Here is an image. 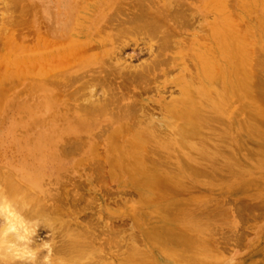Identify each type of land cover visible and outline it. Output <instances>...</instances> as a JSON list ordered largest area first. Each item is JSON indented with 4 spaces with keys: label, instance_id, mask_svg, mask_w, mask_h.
<instances>
[{
    "label": "bare ground",
    "instance_id": "6f19581e",
    "mask_svg": "<svg viewBox=\"0 0 264 264\" xmlns=\"http://www.w3.org/2000/svg\"><path fill=\"white\" fill-rule=\"evenodd\" d=\"M11 1L0 264H232L210 205L238 166L264 207V0Z\"/></svg>",
    "mask_w": 264,
    "mask_h": 264
},
{
    "label": "rangeland",
    "instance_id": "374dc122",
    "mask_svg": "<svg viewBox=\"0 0 264 264\" xmlns=\"http://www.w3.org/2000/svg\"><path fill=\"white\" fill-rule=\"evenodd\" d=\"M6 5L12 6L14 3L11 0H0V13L5 10ZM13 8L10 7V9ZM194 17L195 19L191 23L194 26L196 25L193 29L195 32L199 29V16L194 14ZM36 20L37 15H32V27L34 28L38 24H36ZM189 30L192 29L190 28ZM130 48L131 46L126 49L128 53ZM137 62H140V60L134 61V63ZM80 72L84 73L85 70ZM175 74L176 70L170 73L169 76L173 77ZM87 78L71 86L70 91L73 92L74 88L82 86ZM166 78H158L159 82L157 84L169 89L170 85L165 83ZM149 87L153 88L155 84H150ZM80 93L84 94L88 93V91L85 90ZM153 93H149L148 97H153ZM235 168L237 174L230 175L227 171H224L221 181L215 182L214 192L217 198L213 199L210 205L213 210L211 233L216 240L219 251H221L220 253L224 255L225 259H229L232 264H264V207L263 205H258L259 202L257 200L245 199L237 194L240 185L244 181H253L257 174H248L251 176L244 178L241 169L238 166H235ZM260 170L264 172V166L260 167ZM72 177L76 176L72 175ZM263 180H261L260 184H264ZM69 189H73V186H69ZM245 203L249 205L248 209L244 205ZM40 233L39 241L48 239V232L40 230Z\"/></svg>",
    "mask_w": 264,
    "mask_h": 264
}]
</instances>
